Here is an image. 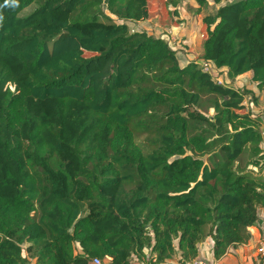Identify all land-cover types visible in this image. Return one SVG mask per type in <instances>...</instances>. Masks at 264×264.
Wrapping results in <instances>:
<instances>
[{
	"label": "trees",
	"instance_id": "obj_1",
	"mask_svg": "<svg viewBox=\"0 0 264 264\" xmlns=\"http://www.w3.org/2000/svg\"><path fill=\"white\" fill-rule=\"evenodd\" d=\"M194 1L218 7L197 61L129 25L166 27L167 5L182 27V0H0V264H191L250 240L264 0Z\"/></svg>",
	"mask_w": 264,
	"mask_h": 264
},
{
	"label": "rangeland",
	"instance_id": "obj_2",
	"mask_svg": "<svg viewBox=\"0 0 264 264\" xmlns=\"http://www.w3.org/2000/svg\"><path fill=\"white\" fill-rule=\"evenodd\" d=\"M158 0H150L149 4L153 11H157L158 8H163L162 4L157 2ZM232 1V0H230ZM154 2V3H153ZM164 4L165 0H161ZM35 7L32 6L25 10L21 15L26 16L30 12L33 11ZM182 14L183 17L186 19V23L182 25V27H175L176 24L174 21L169 18L167 5L163 11L164 21L168 25L166 27H162L159 25L158 19L154 20V17H151V22H144L139 24L129 23L131 30L133 31H148L154 35L162 36L166 31L172 32L173 38H175V43H173L174 49L181 54L183 58L186 59H194L200 60V51L201 48V40L203 39L202 30V18L209 14H215L217 12L218 7L211 4L203 8L201 12H199L197 5L195 4L194 0H182L181 4ZM158 26V27H157ZM161 27V28H160ZM247 79L245 77L236 80L234 83L235 88H237L238 84L242 85L243 82L245 83ZM219 82L225 83V81L220 78L218 79ZM238 103V102H237ZM244 112V111H240ZM245 113V112H244ZM255 115L259 116V119L262 123V132L264 133V99H260L258 104H256ZM247 157H243L241 161V165L244 166L247 163ZM264 174V171H263Z\"/></svg>",
	"mask_w": 264,
	"mask_h": 264
},
{
	"label": "crops",
	"instance_id": "obj_3",
	"mask_svg": "<svg viewBox=\"0 0 264 264\" xmlns=\"http://www.w3.org/2000/svg\"><path fill=\"white\" fill-rule=\"evenodd\" d=\"M202 53L203 50L200 51V56ZM263 225L264 210L260 211V220L250 228V240L247 243H243L231 248L224 256L219 259L214 258L213 246L211 243L203 244L200 247L199 256L205 259L208 264H260L256 253V248L259 242L263 239Z\"/></svg>",
	"mask_w": 264,
	"mask_h": 264
},
{
	"label": "built area",
	"instance_id": "obj_4",
	"mask_svg": "<svg viewBox=\"0 0 264 264\" xmlns=\"http://www.w3.org/2000/svg\"><path fill=\"white\" fill-rule=\"evenodd\" d=\"M160 39L165 41L169 45L170 48H174L172 46H173V43H175V38H173L172 32L166 31L164 34H162ZM197 63L201 65L204 72H207V73L212 75V72H211L209 66L205 62L199 61ZM216 80L218 81V79H216ZM218 83L220 85H223V83H221L219 81H218ZM242 105H243V111L245 113L250 114V115H255L256 103L253 101V99L251 97H246L244 99V102ZM255 116H258V115H255ZM262 134H263V138H264V133L262 132ZM262 232H263V239L259 242V244L256 248V253H257L260 264H264V225L262 228ZM94 264H107V263L103 262L99 259H95ZM177 264H183V263H177ZM191 264H208V263L205 259L199 257L198 259H196Z\"/></svg>",
	"mask_w": 264,
	"mask_h": 264
}]
</instances>
